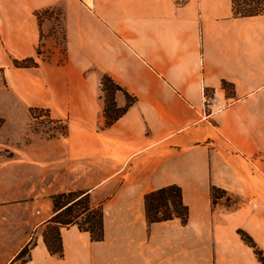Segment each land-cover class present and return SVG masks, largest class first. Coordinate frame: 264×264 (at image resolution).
<instances>
[{"label": "crops", "instance_id": "crops-1", "mask_svg": "<svg viewBox=\"0 0 264 264\" xmlns=\"http://www.w3.org/2000/svg\"><path fill=\"white\" fill-rule=\"evenodd\" d=\"M44 10L60 15L63 59ZM25 57L38 65L13 66ZM102 74L135 97L107 126ZM31 108L66 133L30 130ZM0 118V264L32 238L21 264H261L237 230L264 250V14L235 16L232 0H0ZM169 184L186 224L149 223L144 195ZM212 186L236 206L213 204ZM67 191L102 205L103 238L62 227L58 256L42 233Z\"/></svg>", "mask_w": 264, "mask_h": 264}, {"label": "trees", "instance_id": "trees-1", "mask_svg": "<svg viewBox=\"0 0 264 264\" xmlns=\"http://www.w3.org/2000/svg\"><path fill=\"white\" fill-rule=\"evenodd\" d=\"M232 10L235 16H252L264 14V0H232ZM37 53L38 50H37ZM15 67H35L38 62L34 57L13 59ZM222 86L232 89V85L222 81ZM101 97L104 102L103 115L104 126L110 125L120 117L126 108L135 101V97L130 95L109 75L102 74L100 79ZM117 91L124 93L126 104L117 107L114 101V94ZM208 93L207 90H205ZM39 108H31L30 114L37 113ZM2 119H0V125ZM67 128L62 125L57 133L65 134ZM55 134H49L52 136ZM212 202L219 196L226 194L222 188L212 186L210 189ZM54 207L53 215L48 219V227L43 231V241L51 254L63 255L60 229L70 225H76L80 231L88 232L92 240H102L103 238V209L102 205L92 204L87 191H67L52 195ZM145 214L149 223L179 218L182 224L188 220V207L183 203L180 187L175 184L162 186L158 189L147 192L144 195ZM237 233L244 243L252 248L257 260L264 264V250L261 249L252 237L242 229ZM35 245L32 238L12 259L11 264H21L30 258V249Z\"/></svg>", "mask_w": 264, "mask_h": 264}, {"label": "rangeland", "instance_id": "rangeland-1", "mask_svg": "<svg viewBox=\"0 0 264 264\" xmlns=\"http://www.w3.org/2000/svg\"><path fill=\"white\" fill-rule=\"evenodd\" d=\"M38 16H39V18L48 17V18H52L54 20V22H55L54 36L57 39L58 47L60 48V52L62 54V59H63L64 58L63 55H64L65 36H64L63 30H62L60 23H59V21H60L59 13L55 10H47V11L44 10L41 13H39ZM37 50L39 52L37 54L42 59H49L50 58V56H51L50 52L47 51L45 48L40 49V47H38ZM204 95H205V97H212L208 93H206L205 90H204ZM212 108H213V106L211 108H206L204 105V111H206V112H210L212 110ZM39 109H40V111H38L37 113L30 114V119L28 122V126H29L30 130L39 132L43 136H47L49 134H56L57 130H59L62 125H64L63 122L51 119L47 109H44V108H39ZM42 116H46V117L40 118ZM236 202H237L236 198H234V197H232L226 193L222 196H219L218 199L215 200L214 204L221 203V204H224L225 206L233 207V206H236Z\"/></svg>", "mask_w": 264, "mask_h": 264}, {"label": "built area", "instance_id": "built-area-1", "mask_svg": "<svg viewBox=\"0 0 264 264\" xmlns=\"http://www.w3.org/2000/svg\"><path fill=\"white\" fill-rule=\"evenodd\" d=\"M187 0H174V2L177 5H182L186 2ZM204 105L206 108H211L213 106V98L212 97H205L204 95ZM46 116H42L40 118H45Z\"/></svg>", "mask_w": 264, "mask_h": 264}]
</instances>
